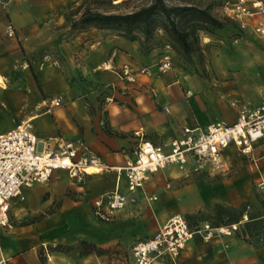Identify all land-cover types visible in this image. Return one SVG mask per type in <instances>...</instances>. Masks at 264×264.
<instances>
[{"label":"crops","instance_id":"0c3cea01","mask_svg":"<svg viewBox=\"0 0 264 264\" xmlns=\"http://www.w3.org/2000/svg\"><path fill=\"white\" fill-rule=\"evenodd\" d=\"M80 1L0 0V121H9L8 127L0 128V132L30 119L39 142L56 147L59 142L81 141L106 164L118 166L136 145L134 131H141L152 142L167 143L180 137L184 127H203L217 120L231 122L241 109L264 102V63L254 69L258 78L251 86H248L251 71L248 64L240 67L220 63L218 71L229 82L221 88V97L213 102L212 93L203 85L173 69L158 70L162 49L145 50L139 40H128L96 27L70 30L65 12L76 8ZM9 24L13 36L6 34ZM123 64L136 71L135 82L118 77L116 70ZM232 67L239 68L241 73L231 74ZM140 68H146L149 75L137 72ZM251 90L254 93L249 101L244 94ZM236 91L241 95L240 104L249 101L251 105L241 109L228 106L226 98ZM57 97L61 98L60 104L51 105L50 101ZM260 149L264 150V144L253 148L257 156ZM261 158L264 156L258 159ZM165 171L173 182L187 177L175 167H166L153 173L146 183ZM75 180L63 171L53 172L50 181L44 184V194L48 193L44 205L30 209L28 214L41 213L44 217L10 230L0 229V257L8 258L11 264H123L119 261L120 251L127 249L125 263L129 264L131 245L155 231L148 236L133 234L130 224L145 217L144 207L130 204L113 221H98L91 213L90 200L112 192L116 174H91L76 180L79 184L71 187V181ZM41 185L23 190L26 206H33L42 193ZM118 186L126 193L123 178ZM240 187L242 192L236 200L228 195L224 205L239 208L249 203L248 209L261 211L258 201L252 199L253 193L248 191L247 180L241 181ZM70 188L77 200L63 196L58 208L46 212L54 195L58 198ZM143 188L134 194L135 198ZM158 193L150 194L156 199L148 203L152 204V215L162 224L177 212L174 209L164 212V199L177 196L163 186ZM195 200L196 205L186 208L185 215L202 212L207 216L214 203H220L216 200L207 205L206 200L205 203L198 197ZM201 222L204 221L199 220L198 224ZM80 240L105 251L99 255L81 254L77 247ZM56 245L70 249L58 251L53 249ZM248 260L264 264V246L244 244L235 236L203 240L195 235L181 250L175 264H241Z\"/></svg>","mask_w":264,"mask_h":264},{"label":"built area","instance_id":"2783aa9c","mask_svg":"<svg viewBox=\"0 0 264 264\" xmlns=\"http://www.w3.org/2000/svg\"><path fill=\"white\" fill-rule=\"evenodd\" d=\"M204 1L210 5L213 16L235 22L237 32L264 38V0ZM6 34L14 35L10 24ZM170 68L171 57L165 50L158 61V70L164 72ZM116 72L121 80H136V71L129 64H123ZM137 72L148 74L146 68ZM60 102L61 98L57 97L50 104L57 106ZM133 135L138 139L136 145L122 164L112 166L81 141L59 142L56 147L39 142L30 119L0 132V229L13 227L8 213L10 203L23 200L25 188L49 182L54 171H63L69 179L76 180L104 172L116 174L115 189L94 197L89 203L92 215L101 222L113 221L119 212L134 202V194L143 188L152 174L166 167H175L185 176L203 171L223 173L226 149L231 147L242 156L250 157L255 144L264 141V102L241 109L231 122L219 120L203 127H184L180 137L167 143L152 142L139 130ZM89 168H94L95 172H89ZM121 178L126 193L119 190ZM155 199V196L147 197L148 201ZM246 220L247 215L243 214L237 223L212 227L204 221L191 227L184 216L172 214L150 236L131 245L129 264H175L181 250L195 235L203 240L233 236ZM0 264L11 262L0 257Z\"/></svg>","mask_w":264,"mask_h":264},{"label":"rangeland","instance_id":"374dc122","mask_svg":"<svg viewBox=\"0 0 264 264\" xmlns=\"http://www.w3.org/2000/svg\"><path fill=\"white\" fill-rule=\"evenodd\" d=\"M82 1L84 0H81L79 4ZM152 1L153 0H111L110 4L102 5L101 10L108 11V13L124 14L137 10L142 6H147ZM163 2L167 6L189 4L203 8L207 5V1L204 0H163ZM73 9L74 8L71 10ZM69 12L70 10L66 11L65 16ZM213 14L215 15L216 13L213 12ZM78 16L79 15L74 17L70 16V21L77 19ZM66 25L70 24L66 22ZM236 30L235 22L229 19H221L216 26L208 25L204 30H199L197 32V40H195V42L192 40V51L189 53H184L167 33L158 28L153 30L146 39H144V36L140 33H138L137 36H140L145 49L158 47L163 51L168 50L171 57L170 69H173L177 74H182L189 80L191 79L193 82H197L199 86L203 85L205 90L212 93L210 100L216 102V100L221 97V88L226 86L229 82L222 76V72L218 71L220 63L240 67L244 63L248 64L251 68L248 86L256 83L255 79L258 77L255 76L256 73L254 69L264 63V38H259L252 33H237ZM109 31L116 34L118 33L114 30ZM246 70L247 69H245V72ZM229 72L237 75L241 73V70L238 68ZM252 91L253 90L244 94L246 100L250 101L252 99V93H254ZM192 93L193 95L195 94L193 91L191 94ZM240 96L241 95L236 91L234 95L226 98V104L235 109H241L244 106L248 107L251 105L249 101H244L240 104L238 101L241 99ZM8 125L9 121H0V128H7ZM262 144H264V141L258 142L254 147ZM256 154L257 153L253 150L250 157H244L239 152L229 147L223 153V167L225 169L223 173H212L208 171H203L198 174L191 173L187 175V177H181L177 182H173L171 178L167 177L169 172L165 171L164 173L157 174L156 178L151 180L150 183L145 184L144 190L139 192L137 198H135L134 202L131 204H141L146 213L142 220L137 221L135 224H130L133 226V234L140 232L148 236L157 228L158 224H160L159 219L151 213L152 204L148 203L149 201L144 198L153 193L155 195L159 194L160 192L158 193V190H160L162 186L168 192L172 194L175 193L173 196H177V198L171 197V199H164L163 211L174 209L177 211L174 214H181L184 217L186 208L196 205V197L203 199L204 203L206 200L207 205L216 200L225 204L224 199H227L228 195L231 200L235 201L236 197L242 192L240 185L241 181L244 180H247L248 191L250 190L254 195L252 198L253 200L256 199L255 194H262V198H264V158L258 159L264 156V150L260 149L258 156ZM256 162L257 165L255 166ZM71 182L72 184L74 183V185L71 184V187L79 184L76 180ZM41 186L42 193L31 208L24 204L25 196L24 200H15L10 203L8 213L13 227H16L18 224L28 223L32 218L41 214L38 213L35 216L28 215L30 209L39 208L42 204L44 205V199L48 197V193L44 194V184ZM158 187L159 189H156ZM72 190L71 188L66 189L58 198L54 195L46 212L58 208L63 196L77 200V198L73 197L75 192ZM54 194H56V192ZM249 210H252V208ZM260 213L264 214V209L261 208ZM244 244L247 243L244 242ZM126 250L127 249H122L120 251L119 261L123 262V264H126ZM241 264H254V262L250 260L241 261Z\"/></svg>","mask_w":264,"mask_h":264},{"label":"trees","instance_id":"16d2710c","mask_svg":"<svg viewBox=\"0 0 264 264\" xmlns=\"http://www.w3.org/2000/svg\"><path fill=\"white\" fill-rule=\"evenodd\" d=\"M110 3L111 0H84L66 14L65 21L70 24L72 31H83L89 27L114 30L128 40H139L143 47L144 44L137 34L140 33L146 39L158 28L167 33L184 53L192 51V40H197L199 30H204L208 25L216 26L218 21H221L212 15L210 5L203 8L189 4L167 6L163 0H153L147 6L124 14L101 10L102 5ZM76 15H79L78 18L70 21L69 17ZM255 197L264 209L262 194H255ZM243 214L247 215V220L239 225L234 236L253 247L264 246V214L254 209L249 210L247 203H243L239 208L214 203L209 215L204 216V213L198 212L186 214L185 219L191 227L197 225L199 220L208 222L212 227H218L239 222ZM43 217L44 214H40L28 223H35ZM77 247L81 254L99 255L105 251L84 240L78 241ZM53 249L67 252L70 247L56 245Z\"/></svg>","mask_w":264,"mask_h":264},{"label":"bare ground","instance_id":"6f19581e","mask_svg":"<svg viewBox=\"0 0 264 264\" xmlns=\"http://www.w3.org/2000/svg\"><path fill=\"white\" fill-rule=\"evenodd\" d=\"M247 72V71H246ZM89 172H95V169L94 168H89L88 169Z\"/></svg>","mask_w":264,"mask_h":264}]
</instances>
